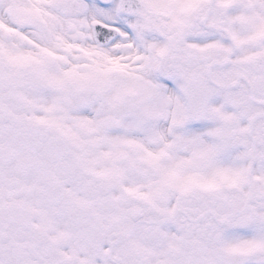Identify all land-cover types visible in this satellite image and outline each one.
<instances>
[{"label": "snow or ice", "instance_id": "1", "mask_svg": "<svg viewBox=\"0 0 264 264\" xmlns=\"http://www.w3.org/2000/svg\"><path fill=\"white\" fill-rule=\"evenodd\" d=\"M0 264H264V0H0Z\"/></svg>", "mask_w": 264, "mask_h": 264}]
</instances>
